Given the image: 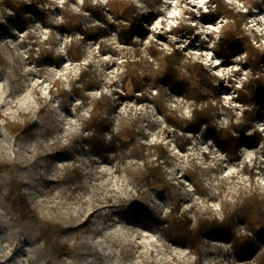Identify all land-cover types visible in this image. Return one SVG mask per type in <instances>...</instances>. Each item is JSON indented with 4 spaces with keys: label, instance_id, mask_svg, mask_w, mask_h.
I'll list each match as a JSON object with an SVG mask.
<instances>
[{
    "label": "rangeland",
    "instance_id": "374dc122",
    "mask_svg": "<svg viewBox=\"0 0 264 264\" xmlns=\"http://www.w3.org/2000/svg\"><path fill=\"white\" fill-rule=\"evenodd\" d=\"M127 1L150 14L144 22L146 36L135 35L134 44L126 43L119 33L111 11L126 6L121 0H42V12L29 11L21 24L14 17L6 18L5 11H11L0 0L4 59L0 63V264H258L264 252L262 240L256 239V253L246 259L237 257L231 238L221 235L203 238L198 253L173 242L153 214L167 215L176 206L188 210L193 220L197 212L223 220L234 213L242 193L254 190L264 195V107L245 128L250 134L259 131L263 139L256 146L243 144L234 150L205 132L204 126L184 131L167 121L155 100L164 110L176 109L186 117L191 116V105L183 94L171 93L167 87L159 92L158 72L143 91H136L130 81L127 91L121 88L125 64L148 58L152 41L165 50L175 46L185 56L201 60L216 76L215 89L208 95L218 110V126L228 125L231 117L240 121L245 105L237 88L250 69L243 66L242 56L224 61L215 50L226 18L203 19L210 0H160L155 7L149 4L156 0ZM225 1L247 14L245 29L257 35L258 45L264 47V9L253 6L256 0ZM86 6H102L101 16ZM65 9L68 16L79 14L85 25L102 28L87 43L83 61L65 58L61 66L45 63L41 71L29 57L28 44L53 39L64 54L70 35L59 23ZM88 62H94L104 80L102 90L89 93L106 92L115 107L114 124L121 130L116 146L85 140L89 107L80 110L72 82ZM142 96L146 99L140 100ZM259 106L254 97L249 107ZM8 120H32L34 125L31 131L16 134L5 125ZM133 128L137 149L139 141L166 149L169 187L163 193L144 180L145 160L136 157L135 148L127 143L128 130ZM75 167L80 168L79 175ZM23 196L34 210L27 216L14 205ZM232 226L237 232L246 230L236 218Z\"/></svg>",
    "mask_w": 264,
    "mask_h": 264
},
{
    "label": "trees",
    "instance_id": "16d2710c",
    "mask_svg": "<svg viewBox=\"0 0 264 264\" xmlns=\"http://www.w3.org/2000/svg\"><path fill=\"white\" fill-rule=\"evenodd\" d=\"M1 1L11 11H5L6 18L11 21L14 17L19 24L24 23V17L29 11L42 12L39 6L42 0ZM121 1L125 2L126 6L116 9L112 7L111 11L115 16L119 33L125 36L126 43L134 44L135 35H139L141 39L146 36L148 30L145 29L144 22L150 14L142 12L133 1ZM209 2V11L202 12L203 19L208 20L211 17L216 20L220 15L226 18L215 47L217 54L224 61H230L235 56H242L240 59L243 66L250 69L243 85L237 88V97L245 105L240 121H235L231 117L228 125L218 126L215 122L218 110L213 106L208 95L210 90L215 89L216 76L201 60L185 56L175 46H172L170 50H165L152 41L148 45V58L125 64L126 70L121 79V88L123 92L127 91V82L130 81L136 91H143L145 84L152 79L155 72H158L159 77L155 87L159 92L167 87L171 93L183 94L190 101L191 116L186 117L179 115L176 109L174 111L164 110L163 105L155 100L167 121L175 129L198 131L204 126L205 132L214 135L219 143L231 149L237 150L243 144L256 146L258 141L263 139L262 134L259 131L253 134L247 133L245 128L250 121L255 119L256 114L261 110L260 107H264V47L258 45L260 40L257 35L245 29L244 22L247 16L245 12L231 8L225 0H210ZM159 3L160 0H156L155 4L150 3L149 5L155 7ZM253 6L264 9V0L254 1ZM86 7L95 9L96 14L101 16L102 6ZM64 12V19L59 23V27L70 35L69 41L64 45V54L58 50L56 40L53 39L35 40L28 44L29 57L34 60L39 69L45 63L61 65L65 58L72 63L83 61L87 56V43L95 38L96 30L102 28L97 25L87 26L81 19H78L79 14L68 16L69 11L65 9ZM28 38L32 39V36ZM1 58L0 56V63L4 60ZM103 84L104 80L94 62L82 65L72 82L73 90L81 100L80 106L89 107L88 116H85L84 121L87 131L85 140L91 145L100 142L106 147L116 146L121 142L119 136L121 130H118L114 124L115 107L109 95L103 91L98 96H92L89 93L90 90L96 88L102 90ZM122 93L118 92L123 96ZM254 97L259 102L258 108L249 107ZM139 99L144 100L146 96L139 97ZM6 125L11 132L19 134L31 131L34 123L29 120L24 123L7 121ZM128 131L130 138L127 143L133 146L132 149L135 148L136 157L145 160V182L163 193L165 188L169 187L164 168L167 159L165 147L162 144H146L139 141V149H137L135 128ZM152 155L155 156V160L150 161L149 157ZM74 172L79 175L80 168L75 167ZM14 205L25 216L34 212L30 202L24 196L15 200ZM153 218L173 242L188 246L198 253L202 252V240L207 236L221 235L231 238L233 252L241 259H246L256 253V239L264 241V195L254 190L242 193L234 213L230 218L225 217L223 220L198 212L196 220H193L188 210L181 211L176 206L172 207L169 214H153ZM235 218L246 225L244 232L233 230L232 221ZM258 221L260 227H258ZM258 264H264V252L260 254Z\"/></svg>",
    "mask_w": 264,
    "mask_h": 264
},
{
    "label": "bare ground",
    "instance_id": "6f19581e",
    "mask_svg": "<svg viewBox=\"0 0 264 264\" xmlns=\"http://www.w3.org/2000/svg\"><path fill=\"white\" fill-rule=\"evenodd\" d=\"M54 64V63H53ZM56 66H61V65H56ZM44 67L45 66H43L42 68H40V70L42 71L43 69H44ZM79 108L81 109V106L79 105ZM8 121H10V120H8ZM29 121H31V122H33L32 120H29ZM7 123V122H6ZM34 123V122H33ZM6 125V124H5ZM22 133H27V132H22ZM67 249H68V244H66L64 247H63V250L62 251H67Z\"/></svg>",
    "mask_w": 264,
    "mask_h": 264
}]
</instances>
